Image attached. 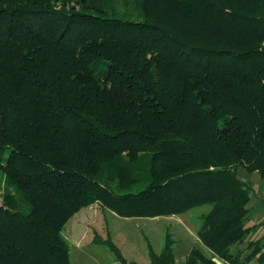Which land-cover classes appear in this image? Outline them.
<instances>
[{
	"label": "trees",
	"instance_id": "obj_1",
	"mask_svg": "<svg viewBox=\"0 0 264 264\" xmlns=\"http://www.w3.org/2000/svg\"><path fill=\"white\" fill-rule=\"evenodd\" d=\"M240 166L264 175V0H0V264H70L62 228L94 203L209 205L183 264H244Z\"/></svg>",
	"mask_w": 264,
	"mask_h": 264
},
{
	"label": "rangeland",
	"instance_id": "obj_2",
	"mask_svg": "<svg viewBox=\"0 0 264 264\" xmlns=\"http://www.w3.org/2000/svg\"><path fill=\"white\" fill-rule=\"evenodd\" d=\"M237 174L253 187L245 224L251 226L264 222V175L244 166L238 168ZM208 209L209 205H202L170 216L122 217L100 203H94L76 212L62 228V235L69 245L70 264H122L117 252L112 251L105 240L113 243L127 263L150 264L149 247L159 253L166 235L174 239L175 264H183L190 248L198 245L199 216ZM262 235L264 224L256 225L244 241L233 247L232 255L237 254L244 261L254 248L249 246L250 241ZM244 264L258 263L251 257Z\"/></svg>",
	"mask_w": 264,
	"mask_h": 264
},
{
	"label": "crops",
	"instance_id": "obj_3",
	"mask_svg": "<svg viewBox=\"0 0 264 264\" xmlns=\"http://www.w3.org/2000/svg\"><path fill=\"white\" fill-rule=\"evenodd\" d=\"M260 224H264V222L258 223L257 225H260ZM255 227H256V226H255ZM255 227H254V229H255ZM262 236H263V235H262ZM262 236H260L259 238H261ZM191 248H192V247H191ZM191 248H190V249H191ZM252 258H256L258 264H264V262L260 263V262L258 261V259H257L256 256H253ZM245 260H247V259L245 258ZM248 260H249V259H248Z\"/></svg>",
	"mask_w": 264,
	"mask_h": 264
}]
</instances>
